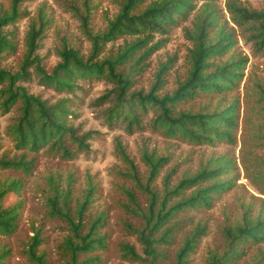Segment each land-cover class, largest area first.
I'll list each match as a JSON object with an SVG mask.
<instances>
[{
	"label": "rangeland",
	"instance_id": "1",
	"mask_svg": "<svg viewBox=\"0 0 264 264\" xmlns=\"http://www.w3.org/2000/svg\"><path fill=\"white\" fill-rule=\"evenodd\" d=\"M228 1H215L219 23L224 24L223 27L233 35L234 43L226 57L236 54L246 59L242 77L226 100L221 102H235L237 128L230 141L216 140L213 143L197 144L179 138H166L150 127L149 118L152 113L144 118L143 126L134 129L132 133L126 132L120 125L110 127L103 117V111L109 102L99 104L95 101L112 88L110 83L105 80L83 82L75 94H65L41 85L33 73V67L29 66L30 77L18 83L48 102L69 96L72 99L73 114L69 116L68 123L78 135L90 133L89 149L76 153L72 159H63L45 150L37 154L25 152V158L33 159L34 164L28 175L19 170L0 168V180L22 178L23 181L20 193H10L3 201L5 206L19 202L20 209L15 230L8 236L0 234V247L8 250L1 264H37L25 252L27 244L35 234L40 238L36 254H43L45 264H63L67 259L63 241L71 232L65 220L49 214L46 204L49 189L45 182L49 175L62 188L70 187L71 215H74L75 202L82 198L88 187L93 188L92 201L86 209L83 232L90 220L102 216L97 235L103 236L104 246L82 253L78 259L94 257L95 264H175L177 251L197 226L204 227V233L198 237L192 251L187 254L184 264H207L211 254L219 253L223 249L221 226L238 223L245 213L250 219L256 216L264 218V54L255 52L252 43L246 38L247 33L231 19L226 7ZM234 1L264 11V0ZM81 2L82 0L21 2L19 8L25 12L13 22L1 26L2 32L13 45L3 52L1 66L10 72L19 70L26 52L30 22L39 13L44 18V28L36 54L46 71L49 72L58 62V51L63 45L73 47L86 57L90 44L80 29V21L75 11L81 6ZM119 2L120 0H91L90 29L94 32L103 30L108 19L116 14ZM10 4L11 0H0V15L9 12ZM192 18L190 16L172 28L168 35L155 37V40L166 39L146 61L143 72L133 77L132 88L146 89L159 65L165 62L170 67L164 76L161 92H171L186 77L191 42L186 37L185 29L191 28ZM130 39L117 38L107 43L105 52L118 50ZM208 102L209 97L205 96L189 104H181L180 107L196 110ZM215 103L216 99L210 101L212 105ZM18 114V104L8 112L0 109V158H12L21 153L14 148L7 134V128ZM117 142L133 160L141 183L144 182L147 169L141 152L146 151L154 157H166L158 176L152 182V187L160 196L166 186L172 188L183 176L195 174L203 167L215 166V160L220 159V163L227 167V173L223 177L230 180L229 186L214 195L210 207L179 212L155 231L153 237L162 238L164 241L155 243L158 255L152 261L144 253L135 231L144 225V220L129 197L131 193L135 203L145 211L148 194L130 177L126 163L118 154ZM191 190L188 189L185 193L190 194ZM178 199L179 197H171L167 206ZM166 226L173 228L163 235ZM123 245L133 246L139 258L124 256L121 250ZM263 250L264 242L246 245L243 256L229 264H249Z\"/></svg>",
	"mask_w": 264,
	"mask_h": 264
},
{
	"label": "trees",
	"instance_id": "2",
	"mask_svg": "<svg viewBox=\"0 0 264 264\" xmlns=\"http://www.w3.org/2000/svg\"><path fill=\"white\" fill-rule=\"evenodd\" d=\"M23 1L30 0H11L9 12L0 15V59L5 50L13 47L1 26L13 22L25 12L19 8ZM145 1L120 0L116 14L108 19L106 27L94 32L89 24L91 0H82L81 6L75 11L80 29L90 44L88 55L84 57L73 47L63 45L58 51V62L49 72L36 54L44 18L39 13L31 20L26 36V52L19 70L10 72L0 64V109L8 112L18 104L19 114L7 128V134L14 148L21 151L19 156L0 158L1 169L19 170L28 175L34 164L33 159L25 158V152L37 154L45 150L63 159H72L76 153L89 149L90 133L78 135L68 123L69 116L73 114L72 99L69 96L48 102L18 83L30 77L29 66L33 67V73L41 85L65 94H75L83 82L105 80L110 83L112 88L95 100L99 104L109 102L103 117L110 127L120 125L126 132L132 133L134 129H140L144 118L152 113L149 118L150 127L166 138H179L197 144L232 139L233 131L237 128L235 102H221L226 100L242 77L246 59L236 54L226 57L234 43L233 35L223 27L224 24L219 23L216 0ZM226 7L231 19L247 33L246 38L252 43L255 52L264 54V11L249 8L234 0H229ZM190 16L193 17L191 28L185 29L186 37L191 42L186 77L171 92H161L164 76L170 67L165 62L159 65L146 89L132 88L133 77L143 72L146 61L166 39L155 40V37L168 35L172 28ZM125 37H130V41H125L114 52H105L107 43ZM205 96L209 97V102L196 110L180 107L181 104H189ZM212 99H216L214 105L210 104ZM116 148L129 169L130 177L148 194L145 211L135 203L131 193L129 197L144 220V225L135 231L144 253L151 261L158 255L155 243L164 241L153 237L156 230L186 209L210 207L214 195L226 190L230 183V180L223 177L227 167L218 159L215 160V166L203 167L195 174L183 176L172 188L166 186L160 196L152 187V182L158 176L166 157H154L146 151L141 152L142 161L147 167L144 182L141 183L133 160L119 142ZM45 182L49 189L46 197L49 214L65 220L71 232L63 241L67 257L63 264H95L94 257L78 259L80 254L104 246L103 236L97 235L102 216L90 220L83 232L93 188L88 187L82 198L75 202L74 215H71L70 187L62 188L52 175L47 176ZM22 186V178L0 180L1 235L8 236L15 230L20 209L19 202L5 206L3 201L10 193H20ZM188 189H192L190 194L185 193ZM173 196L179 199L167 206ZM158 204L159 207H156ZM172 228L166 226L163 235ZM203 233L204 227L197 226L184 239L176 253L175 264L185 263L187 254ZM220 233L224 242L223 249L211 254L207 264L232 263L243 256L246 245L264 242V218L256 216L250 219L245 213L238 223L221 226ZM39 242L38 234L32 236L25 252L37 264H45L43 254H36ZM121 250L124 256L139 258L133 246L123 245ZM7 254L8 250L0 247V264ZM249 264H264V250L259 251Z\"/></svg>",
	"mask_w": 264,
	"mask_h": 264
}]
</instances>
